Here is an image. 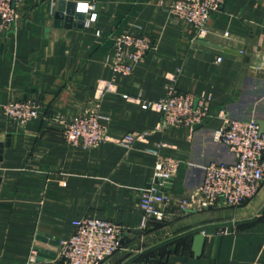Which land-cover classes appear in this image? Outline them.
Instances as JSON below:
<instances>
[{
  "label": "crops",
  "instance_id": "crops-1",
  "mask_svg": "<svg viewBox=\"0 0 264 264\" xmlns=\"http://www.w3.org/2000/svg\"><path fill=\"white\" fill-rule=\"evenodd\" d=\"M60 1L27 0L21 23L0 30V264L54 257L82 217L124 229L122 247L101 264H264V180L237 206L180 203L200 185L206 163L234 160L211 135L223 115L264 121V0H224L202 37L169 15L168 0H86L97 14L87 27L92 12L55 25ZM68 1L76 4L64 0L65 9ZM121 32L153 41L129 75L105 62L112 35ZM107 81L112 89L101 92ZM171 87L210 96L200 124L158 128L160 112L141 100L160 99ZM26 97L38 99L39 117L21 124L3 114L5 103ZM86 108L107 117L108 139L95 147L67 144L61 127L46 120ZM132 131L145 135L117 142ZM157 147L180 160L164 188L170 200L159 203L162 220L139 206L152 184L156 156L149 149ZM198 232L203 243L195 255Z\"/></svg>",
  "mask_w": 264,
  "mask_h": 264
},
{
  "label": "built area",
  "instance_id": "built-area-1",
  "mask_svg": "<svg viewBox=\"0 0 264 264\" xmlns=\"http://www.w3.org/2000/svg\"><path fill=\"white\" fill-rule=\"evenodd\" d=\"M27 0H0V30L17 27L21 23V7ZM224 0H168L167 11L173 19L188 22L197 37H202L206 22L215 11H219ZM94 6L95 4L89 3ZM92 11H89L91 13ZM99 34V31H97ZM225 35L228 32L224 33ZM111 50L105 62L114 73L129 75L136 64L153 47L150 37L121 32L113 34ZM218 57L217 60H220ZM264 73V63L260 66ZM112 89L110 82L104 83L102 91ZM210 96L194 95L169 88L166 96L157 100L142 99L143 107L157 110L161 114L159 129L200 124L208 114ZM40 103L37 98L26 97L11 100L2 106V112L10 120L26 123L39 117ZM46 120L61 128L64 141L73 146L91 148L108 139L107 117L95 109L86 108L69 117L49 115ZM255 117L240 119L222 116V125L212 132V139L226 145L234 155L231 162L210 161L204 165L200 185L186 193L180 200L185 208L202 209L217 205L237 206L253 197L264 180V128L259 130ZM145 133L132 131L117 142L129 145L143 138ZM159 146V145H158ZM156 156L152 184L140 196L139 206L144 214L156 220L164 218L160 201L167 203L169 193L166 185L178 171L180 160L163 155L158 147L149 149ZM124 229L121 224L102 218L82 217L67 238L62 239L57 253L49 259L31 256L20 264H101L107 257L122 247Z\"/></svg>",
  "mask_w": 264,
  "mask_h": 264
},
{
  "label": "water",
  "instance_id": "water-1",
  "mask_svg": "<svg viewBox=\"0 0 264 264\" xmlns=\"http://www.w3.org/2000/svg\"><path fill=\"white\" fill-rule=\"evenodd\" d=\"M63 3L64 0L60 1V5L58 10L55 12L54 17H55V21L54 24L55 25H62L65 24L66 26H69V24L71 22H73V18H82V13H77L75 11L76 8V4L73 1H68L65 5H66V9L63 7ZM65 9L66 14L64 15L62 13V10ZM64 22V23H63ZM81 24V21L80 23ZM218 48H221L220 46H217ZM259 127H260V131L263 130L264 128V121H260L259 122ZM202 243H203V234L201 232H198L194 235L193 237V243H192V251L195 255H198L201 251V247H202Z\"/></svg>",
  "mask_w": 264,
  "mask_h": 264
},
{
  "label": "clouds",
  "instance_id": "clouds-1",
  "mask_svg": "<svg viewBox=\"0 0 264 264\" xmlns=\"http://www.w3.org/2000/svg\"><path fill=\"white\" fill-rule=\"evenodd\" d=\"M94 9V6L87 3L86 0H76V8L75 11L77 13H83L87 14L89 11H92ZM97 19V14L95 11H92L91 20L86 21L85 26L87 27L91 22L95 21Z\"/></svg>",
  "mask_w": 264,
  "mask_h": 264
}]
</instances>
